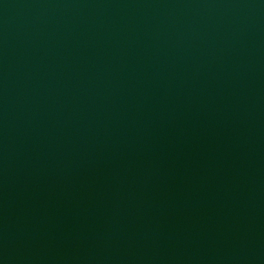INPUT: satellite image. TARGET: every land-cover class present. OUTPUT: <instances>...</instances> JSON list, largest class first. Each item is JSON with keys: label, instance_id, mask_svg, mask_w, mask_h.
<instances>
[{"label": "water", "instance_id": "1", "mask_svg": "<svg viewBox=\"0 0 264 264\" xmlns=\"http://www.w3.org/2000/svg\"><path fill=\"white\" fill-rule=\"evenodd\" d=\"M0 264H264V0H0Z\"/></svg>", "mask_w": 264, "mask_h": 264}]
</instances>
